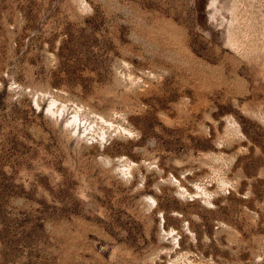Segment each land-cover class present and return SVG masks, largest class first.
<instances>
[{
    "label": "rangeland",
    "instance_id": "obj_1",
    "mask_svg": "<svg viewBox=\"0 0 264 264\" xmlns=\"http://www.w3.org/2000/svg\"><path fill=\"white\" fill-rule=\"evenodd\" d=\"M0 264H264V0H0Z\"/></svg>",
    "mask_w": 264,
    "mask_h": 264
},
{
    "label": "bare ground",
    "instance_id": "obj_2",
    "mask_svg": "<svg viewBox=\"0 0 264 264\" xmlns=\"http://www.w3.org/2000/svg\"><path fill=\"white\" fill-rule=\"evenodd\" d=\"M212 3H213V2H212ZM53 104H54V103H53ZM53 104H52V105H53ZM54 105H55V104H54ZM51 107H52V106H51ZM50 109H51V108H50ZM50 111H51V110H50ZM53 113H54V112H53ZM75 115H76V114H75ZM73 121L76 123V121H77V117H76V116L74 117ZM71 123H72V122H71Z\"/></svg>",
    "mask_w": 264,
    "mask_h": 264
}]
</instances>
